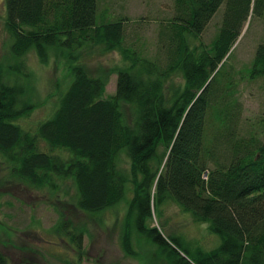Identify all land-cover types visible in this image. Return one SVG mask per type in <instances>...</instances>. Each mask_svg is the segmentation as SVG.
Instances as JSON below:
<instances>
[{
    "label": "trees",
    "instance_id": "obj_1",
    "mask_svg": "<svg viewBox=\"0 0 264 264\" xmlns=\"http://www.w3.org/2000/svg\"><path fill=\"white\" fill-rule=\"evenodd\" d=\"M224 3V23L212 46H194L192 37L203 34ZM6 5L11 55L20 62L6 66L0 58V152L13 174L53 188L57 176L72 178L76 204L91 217L128 200L121 244L129 255L139 254L135 235L141 232L178 264L195 263L175 244L198 264H264V142L244 147L237 137L242 106L231 71L223 70L244 21L264 15V0H176L153 58L127 44L125 18L99 20V0ZM117 51L127 66L118 70L116 92L105 97L110 74L95 73L87 60ZM32 52L44 63L56 55L69 59L74 80L51 117L28 128L20 120L32 109L17 108L24 90L17 73L31 76ZM263 76L264 43L252 69L253 79ZM155 197L162 214L165 203L176 201L209 223L221 244L194 255L181 236L148 225ZM65 229L83 259L87 227ZM9 263L0 248V264Z\"/></svg>",
    "mask_w": 264,
    "mask_h": 264
},
{
    "label": "rangeland",
    "instance_id": "obj_2",
    "mask_svg": "<svg viewBox=\"0 0 264 264\" xmlns=\"http://www.w3.org/2000/svg\"><path fill=\"white\" fill-rule=\"evenodd\" d=\"M176 6V0H99L98 17L102 22L125 18L127 44L153 58L158 52L162 26L174 17ZM226 10L227 3H224L203 34L192 37L194 46H212L223 26ZM7 14L6 0H0V58L7 62L6 66L20 62L11 55L13 39L7 28ZM262 43L264 15L255 14L244 21L242 33L223 69L231 71L238 89L236 97L241 102L242 113L237 137L243 141L241 144L244 147L245 143L256 146L264 142V76L252 78L256 52ZM87 61L95 73L110 74L105 97L115 93L118 70L127 66L122 53L112 52ZM28 63L31 76L20 77V72L17 73L18 85L24 86L17 108L32 109L30 115L20 122L23 126L35 128L59 107L63 90L74 80L73 63L57 55L44 63L36 52L29 54ZM176 80L183 81L181 77ZM41 144L51 150L47 142ZM124 158L123 163L130 167V158L127 155ZM56 179L58 188L24 182L13 174L11 162L0 152V248L8 254L9 264H24L26 261L31 264H68V261L72 262L70 264H178L174 257L150 242L141 232L135 235L138 255H129L123 249L121 232L128 200L106 210L103 216L91 217L76 204L74 180L58 176ZM153 205L156 210L154 216L147 220L148 225L158 226L164 233L181 236L194 255L201 248L211 250L221 244L222 236L211 230L209 223L197 221L176 201L164 204V214L157 206L156 197ZM65 221H71L69 225L73 227H87L83 259L79 258L71 242L65 229L69 225L64 224ZM175 245L182 254L198 264L183 248Z\"/></svg>",
    "mask_w": 264,
    "mask_h": 264
}]
</instances>
